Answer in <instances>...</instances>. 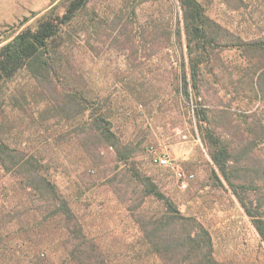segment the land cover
Here are the masks:
<instances>
[{
    "label": "rangeland",
    "instance_id": "1",
    "mask_svg": "<svg viewBox=\"0 0 264 264\" xmlns=\"http://www.w3.org/2000/svg\"><path fill=\"white\" fill-rule=\"evenodd\" d=\"M69 1L0 0V45L33 28L50 7L62 14ZM198 1L230 32L264 38V0ZM73 23L71 70L98 109L64 103L59 84L40 83L26 71L0 85V139L55 186L71 215L58 214L41 197L29 166L9 171L0 165V264H26L38 256L72 264L67 251L76 235L84 249L111 264H179L144 255L140 247V212L159 214L162 204L144 195L136 173L151 177L178 214L208 231L219 264H264V242L200 140L194 98L186 101L180 90L187 54L179 1L88 0ZM219 54L229 69L245 65L234 48ZM203 72L213 92L202 103L215 108L213 131L229 137L234 156L229 168L239 167L237 180L263 186L264 196V96L259 87L257 95L225 91L224 76L215 80L207 68ZM46 96L53 101L47 103ZM98 114L109 121L115 144L95 130ZM162 154L169 165L153 161ZM173 233L166 242L154 238L167 257L176 255L181 242V229Z\"/></svg>",
    "mask_w": 264,
    "mask_h": 264
},
{
    "label": "trees",
    "instance_id": "2",
    "mask_svg": "<svg viewBox=\"0 0 264 264\" xmlns=\"http://www.w3.org/2000/svg\"><path fill=\"white\" fill-rule=\"evenodd\" d=\"M178 1L182 12L187 54V61L182 63L180 90L186 101L194 98V115L201 136L200 140L207 148L212 163L251 220L259 238L264 242V196L259 195L263 186H255L252 180L246 184V178L242 181L237 180L235 172H239V167L234 165L229 168V162L234 159L229 137L223 131L218 133L213 131L209 124L215 108L202 103V99L208 100L210 91L213 92L210 85L206 86L203 77L205 68L208 73L214 75L215 80H218L217 77L220 80L222 78L220 76L225 77L223 78L225 91L237 94L240 91L249 90L251 95H257L256 88L259 87L264 96V38L249 40L230 32L212 20L198 0ZM87 2L88 0H70L65 11L59 15L50 7L37 19L33 28L26 27L17 31L0 45V85L14 78L17 73L26 71L40 83L59 84L62 88L60 98L64 103L78 105L83 111L94 107L95 110L98 109L96 98L93 99L89 95L90 90L82 85L83 81L79 78V73L75 75L72 72V65L67 55L73 46L69 29ZM179 34L178 29L177 36ZM224 48H234L240 51L245 63L244 67L235 65L229 69L219 54ZM214 68L217 70L214 71ZM233 74H236L235 78ZM50 100L53 101L51 97L46 96L45 101L48 103L51 102ZM92 124L108 143H116L117 140L110 131L106 117L98 114ZM12 150L0 139V165L9 171L20 169L21 166H29L28 171L37 173L36 184L33 182L31 184L40 192L41 197L46 198L55 206L58 214L69 218L70 208L55 186L42 174L38 175L39 170L33 169L32 162L25 163L22 157ZM261 171L264 173V168ZM135 175L144 195L162 204V211L160 210L159 214L153 212L146 215L140 212V217H144V221L141 224L143 232L139 243L140 247L144 248V255H153L162 261L175 260L179 264H219L213 259L208 231L197 222L194 227V218L178 214L171 199L157 188L151 177L140 173ZM147 226H151L150 232ZM177 227L182 232L181 242L178 244L176 255L167 257L169 252L156 247L154 238H162L165 242L173 239V232ZM74 237L76 240L72 241L73 247L67 251V260L70 263L111 264L96 250L84 249L83 242L78 239L79 235ZM175 245L176 242H173V246ZM137 254L140 255V252ZM26 264L51 263L47 258L38 256Z\"/></svg>",
    "mask_w": 264,
    "mask_h": 264
},
{
    "label": "built area",
    "instance_id": "3",
    "mask_svg": "<svg viewBox=\"0 0 264 264\" xmlns=\"http://www.w3.org/2000/svg\"><path fill=\"white\" fill-rule=\"evenodd\" d=\"M153 161H155L156 163H158V164H160V165H164V166H167V165H169V163H170V159L168 158V156L167 155H156L155 157H154V160ZM177 176H178V178H180V179H182V184L183 185H185V183H184V181H183V176H182V174L180 173V172H178L177 173Z\"/></svg>",
    "mask_w": 264,
    "mask_h": 264
}]
</instances>
